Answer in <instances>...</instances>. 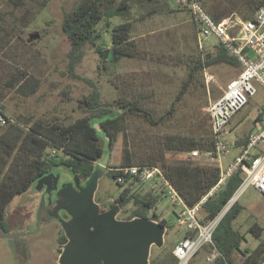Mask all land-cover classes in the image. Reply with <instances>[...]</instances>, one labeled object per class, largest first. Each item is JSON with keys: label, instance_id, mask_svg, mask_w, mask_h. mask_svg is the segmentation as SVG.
I'll use <instances>...</instances> for the list:
<instances>
[{"label": "rangeland", "instance_id": "374dc122", "mask_svg": "<svg viewBox=\"0 0 264 264\" xmlns=\"http://www.w3.org/2000/svg\"><path fill=\"white\" fill-rule=\"evenodd\" d=\"M80 1L0 0V101L4 106L3 111L10 118L9 122L22 128L37 120H42L47 126L56 121L69 126L71 122L87 115L81 101L91 93L92 85L69 72L68 52L71 41L62 30L65 11H69ZM120 1L122 0H116V3ZM225 1L229 4L232 2ZM175 3L176 0L171 1L172 5ZM133 5L130 17L135 28L132 36L136 46L135 55L125 56L117 63L107 62L108 67L105 69L97 46L87 44L76 72L94 80L101 90L103 101L116 103L118 99L137 100L158 118L171 108L187 78L190 64L207 49H201L197 44V30L188 9L176 5L172 13L143 19L141 13L146 8L137 3ZM234 16L245 19L239 14ZM103 31L109 48L112 29ZM31 34L39 36L31 38ZM218 43L216 38L211 37L204 46L214 49ZM238 73L239 68L235 65L205 67L198 75L197 85L191 83L186 98L177 103L176 111L167 125H149L143 117L127 114L124 119L126 135L119 133L118 140L114 143L111 164L120 163L124 140L131 147L133 164L142 165L139 157H145L149 153L152 140L162 136L166 129L179 132L180 126H183L186 128L183 132L190 131L193 119L201 113L206 114L210 100L214 99L215 94H221L226 84ZM263 107L264 90L258 87V92L226 128L225 139L230 146L222 157L224 167L243 153L245 147L237 145L236 141L248 134ZM9 122L0 127V136H6L2 140L0 138L2 187L7 181L15 179V166L22 167L35 156L33 153L27 154L21 139L15 138V134L7 133ZM258 149L254 147L250 152L257 153ZM50 152L54 154L55 151ZM106 168L109 167L106 165ZM53 171L63 183L75 180L71 169L63 164L55 166ZM148 184L137 183L138 187L134 189L146 192L149 190ZM127 186L128 182L121 184L106 172L100 179L96 197L118 196ZM161 197L154 211L174 219L179 207L169 198ZM17 198L19 196L14 197L13 201ZM11 202L9 209L14 205ZM238 203L242 205V211L234 226L239 227L246 238L241 249H254L264 240V196L251 186L241 195ZM132 208L130 203L127 206L128 214ZM147 218L155 219L153 215ZM174 222L175 225L167 230L163 247H152V257H170L175 260L176 256L171 255V250L183 237V227L176 224V218ZM255 223L259 225L261 234L249 229ZM18 229V226L9 227L10 232ZM57 236L56 224L34 227L26 236L28 246L24 245L20 249L12 238L0 237V264H59ZM210 251L209 246L202 248L189 264L213 263L214 261L210 263L207 260Z\"/></svg>", "mask_w": 264, "mask_h": 264}, {"label": "trees", "instance_id": "16d2710c", "mask_svg": "<svg viewBox=\"0 0 264 264\" xmlns=\"http://www.w3.org/2000/svg\"><path fill=\"white\" fill-rule=\"evenodd\" d=\"M171 1L122 0L116 3V0H81L69 11H65L62 30L71 41V49L68 52L69 72L77 79H82L92 85L91 93L81 101V106L87 115L71 122L69 126H64L59 121L47 126L42 120H37L30 125L27 123L26 128H22L9 122L10 118L3 111L4 106L0 101V114L6 116L7 123H10L6 129L7 133L15 134V138L21 139L27 154L33 153L36 156H32V160L23 164L22 167L15 166V179L7 181L3 187L0 186V220L14 197L28 190L35 178L44 176L59 164L69 167L77 180H87L97 163L109 155L107 173L116 178L118 182L117 178L122 174L120 168L134 163L131 147L127 145L128 141L124 140L120 163L111 164L114 143L118 140L119 133L126 135L127 128L124 119L127 114L143 117L149 125L151 123L157 127L167 125L176 111L177 103L186 98L191 83L197 85L198 75L205 67L228 64L237 66L240 71L237 59L218 43L214 49L204 46L207 49L204 51L205 54L203 52L193 61V64H190L187 78L179 89L171 108L158 118L137 100L120 101L118 99L116 103L102 100L101 90L94 80L76 72L77 65L84 57L85 45L97 46V52L105 69L108 67L107 62L117 63L125 56H134L136 46L132 36L135 28L133 19L130 17L133 4L137 3L146 8V11L141 13V18L147 19L162 13H172L176 3L172 5ZM200 1L218 21L236 14L245 19L253 18L256 10L264 3V0H232L231 4L225 0ZM103 29L106 31L112 29L109 48L106 46ZM221 94H215L214 98H218ZM201 115L193 119L192 129L188 132H183L186 129L183 126H180V133L166 129L162 136L152 140L149 153L145 157H139L142 165L161 167L188 205L196 204L216 185L220 177V167L215 161L203 156L195 157L190 153L196 149L200 152L210 150L215 145L209 115L207 112ZM258 117H264V107ZM247 136L245 134L239 137L236 144L245 147L248 142ZM0 138L2 140L6 136H0ZM50 150H54V154ZM180 155L183 156L180 157ZM241 182L242 176L239 171L208 198L202 209L205 219L214 217L222 209ZM137 183L139 181H131L128 178V186L119 194V202L126 207V210L130 203L133 205L129 217L146 218L153 215L156 220L166 224L170 230L171 225L168 224V218L154 211L160 196L155 195L154 189L149 184L147 185L149 190L146 192L143 189H134L138 187ZM241 211L242 205L235 203L215 230L214 245L220 254L211 264H260L264 259V240L252 250L250 248H246L245 251L241 249L246 238L242 231L234 226ZM258 227L257 224H253L249 229L259 231ZM258 233L261 234L260 231ZM173 250H171V255L174 256ZM239 256L243 257L240 262L237 261ZM177 263V257L174 261L170 257L167 259L159 257L150 264Z\"/></svg>", "mask_w": 264, "mask_h": 264}, {"label": "built area", "instance_id": "2783aa9c", "mask_svg": "<svg viewBox=\"0 0 264 264\" xmlns=\"http://www.w3.org/2000/svg\"><path fill=\"white\" fill-rule=\"evenodd\" d=\"M176 5L191 11L198 34L197 43L201 49L214 37L237 59L240 66L238 75L226 84L218 98L210 100L206 109L215 139L214 147L203 152L198 149L190 152L192 156H203L217 161L220 167L219 180L196 204L188 205L159 166L132 164L120 168L122 174L117 179L121 184L127 183L128 178L139 183H149L155 195L169 198L179 207L175 216L176 224L183 227L187 233L173 250L178 259L177 264H189L206 246L211 247L207 256L208 262L211 263L220 254L214 245V232L227 212L239 201L248 187H255L264 196V117L256 116L253 127L247 134L248 142L243 153L227 167L222 163V157L230 146L229 141L225 139L227 126L258 92V87L264 90V3L256 10L253 18L228 16L220 21L212 17L200 0H176ZM6 123L7 117L0 114V127ZM254 147L259 148L257 153L250 152ZM239 171L242 182L234 194L214 217L202 221L199 215L204 203ZM174 220L171 224L175 225ZM260 264H264V259Z\"/></svg>", "mask_w": 264, "mask_h": 264}, {"label": "water", "instance_id": "95a60500", "mask_svg": "<svg viewBox=\"0 0 264 264\" xmlns=\"http://www.w3.org/2000/svg\"><path fill=\"white\" fill-rule=\"evenodd\" d=\"M39 34H31V38ZM106 159L97 164L85 184L75 187L72 183L63 184L57 193L55 212L68 237L66 244L60 246L62 252L59 264H150L151 250L165 243L168 226L155 219L136 216L120 219L121 205L110 204L109 210L100 212L101 204L96 201V192L101 177L107 172L103 166ZM55 177V178H54ZM59 179L55 172L39 179L43 181ZM44 205L38 210L41 217ZM66 210L70 219H64L58 213ZM24 233H10L0 227V237L18 239ZM17 247L20 244L17 242Z\"/></svg>", "mask_w": 264, "mask_h": 264}, {"label": "flooded vegetation", "instance_id": "af4514ba", "mask_svg": "<svg viewBox=\"0 0 264 264\" xmlns=\"http://www.w3.org/2000/svg\"><path fill=\"white\" fill-rule=\"evenodd\" d=\"M106 157L101 159L97 164L103 162L106 159ZM108 162H109V158L107 163L103 164V166L106 167ZM53 170L54 168L50 172L46 173L44 176L50 174L51 172H54ZM44 176H39L35 178L31 186L28 188V190H26L22 194L17 195L16 197L19 196L17 200L15 201L12 200L14 205L12 208L10 209L7 208V210L5 211L3 218L0 220V227L7 232H10L9 227H14V226L19 227V229L16 232H21L24 234L18 237L17 240L14 238L12 239L15 241L16 247H17V242L20 244V247L19 248L17 247L18 249H20L24 245L28 246V240L26 239V236L32 232V229L34 227L56 224L58 227V236H57L58 256H60L62 252V248L60 246L67 243L68 237L63 229L61 222L57 217L53 215V213L55 212L54 202L56 201L57 193L60 189H62L63 184L65 183L61 182L60 179L56 181L55 179L50 178L47 181H43L38 187L37 185L39 183V179ZM74 177L75 180L68 183L74 184L76 188L83 186L85 184L86 180L84 179L77 180L75 174ZM96 196H97V192H96ZM96 201L102 205L100 208V212H105L109 210L110 204L112 202L120 203L119 195L114 197L113 196L96 197ZM41 205H44V209L41 214V217L38 218V210ZM58 213L64 219L71 218V215L66 210L62 209ZM129 216L130 214H128L126 207H123L121 204V213L118 215V218L120 219L133 218ZM173 225L174 224H172V226ZM16 232H10V233H16ZM150 258L152 263L155 257L151 256Z\"/></svg>", "mask_w": 264, "mask_h": 264}, {"label": "crops", "instance_id": "0c3cea01", "mask_svg": "<svg viewBox=\"0 0 264 264\" xmlns=\"http://www.w3.org/2000/svg\"><path fill=\"white\" fill-rule=\"evenodd\" d=\"M199 217H200V219H201L202 221H207V220H208V219H205V216H204L203 211L200 212ZM166 218H168V220H169V223H168V224H169V225H172L171 222H172L174 219H172V218H170V217H167V216H166ZM255 224H257V223H255ZM252 225H253V224H252ZM252 225H251V226H252ZM257 225H258V224H257ZM258 226H259V225H258ZM236 228H237V227H236ZM238 228H239V227H238ZM239 229H240V228H239ZM240 230H241V229H240ZM186 233H187V231L183 228V235H182V236L184 237ZM251 250H252V249H251ZM237 258H238L237 261H239V262L243 260V258H240V256L237 257ZM191 261H192V260H191Z\"/></svg>", "mask_w": 264, "mask_h": 264}]
</instances>
